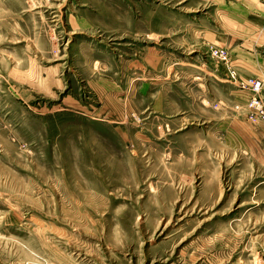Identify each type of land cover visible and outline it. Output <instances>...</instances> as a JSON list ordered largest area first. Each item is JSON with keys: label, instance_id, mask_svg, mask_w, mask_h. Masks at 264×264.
Instances as JSON below:
<instances>
[{"label": "rangeland", "instance_id": "1", "mask_svg": "<svg viewBox=\"0 0 264 264\" xmlns=\"http://www.w3.org/2000/svg\"><path fill=\"white\" fill-rule=\"evenodd\" d=\"M254 97L264 0H0V264H264Z\"/></svg>", "mask_w": 264, "mask_h": 264}, {"label": "built area", "instance_id": "2", "mask_svg": "<svg viewBox=\"0 0 264 264\" xmlns=\"http://www.w3.org/2000/svg\"><path fill=\"white\" fill-rule=\"evenodd\" d=\"M224 50L222 48L214 49L211 51V54L214 55V57H221L224 58ZM252 87L254 90H257L260 87V81L259 80H254L252 82ZM250 106L254 107L258 112L264 117V105L260 103V101L257 98H253L251 100Z\"/></svg>", "mask_w": 264, "mask_h": 264}]
</instances>
